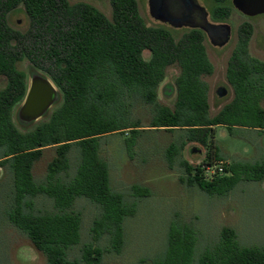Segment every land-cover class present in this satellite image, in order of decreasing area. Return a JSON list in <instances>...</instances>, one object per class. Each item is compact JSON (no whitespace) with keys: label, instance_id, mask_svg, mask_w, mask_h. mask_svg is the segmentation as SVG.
Masks as SVG:
<instances>
[{"label":"trees","instance_id":"obj_1","mask_svg":"<svg viewBox=\"0 0 264 264\" xmlns=\"http://www.w3.org/2000/svg\"><path fill=\"white\" fill-rule=\"evenodd\" d=\"M211 1L214 21L230 15L231 0ZM109 3L110 18L83 1L0 0V76L5 77L0 88V167L9 170L12 183L8 218L45 256L47 264H78L66 256L67 249L79 240L80 215L71 211L78 196L102 206V214L93 220L92 235L111 238L105 249L84 245L81 260L99 264L104 250L120 251L122 222L135 212V204L126 205L123 196L110 188L99 141L128 130L125 146L132 155L135 139L144 130L137 120L127 121L132 119L135 102L152 108L149 129L181 132L179 143L171 142L165 150L169 168L188 142L207 148L200 164L179 159L180 182L211 195H224L241 180H264V161L231 160L225 174L210 179L204 177L202 168L225 159L214 142L215 127L223 126L229 132L235 128L264 131V61L248 52L251 24L239 26L227 63L225 75L232 98L210 116L208 85L202 77L214 68L204 33L186 29L176 36L165 24L147 25L137 0ZM20 7L28 19L23 31L8 22V14ZM144 50L149 51L148 59L143 57ZM24 59L33 73L41 70L52 80L61 102L47 119L21 130L12 112L28 88L25 73L16 67ZM171 65L179 71L173 85L162 87L166 97L174 95L168 106L159 103L157 88ZM47 147H54L55 155L47 163L44 180L38 182L32 168ZM71 152H75V162ZM72 162L75 170L70 175ZM133 193L142 197L149 191L133 186ZM40 194L53 199V211L34 212L33 199ZM195 242L193 227L174 218L165 254L152 264H191ZM198 264H264V246L240 245L235 230L224 226L219 241L202 252Z\"/></svg>","mask_w":264,"mask_h":264},{"label":"rangeland","instance_id":"obj_2","mask_svg":"<svg viewBox=\"0 0 264 264\" xmlns=\"http://www.w3.org/2000/svg\"><path fill=\"white\" fill-rule=\"evenodd\" d=\"M78 1L90 3L107 17H111L109 0H69L70 3ZM137 1L139 12L147 25L159 24L149 15L147 0ZM198 2L209 13V19L214 21L210 15L214 2L211 0H198ZM223 21L231 26L229 43L220 48L213 46L208 39L204 40L208 58L214 68L212 74L202 77L208 85L210 116L232 97V90L225 78V70L237 40L238 28L243 22H248L252 26L248 44L249 54L264 61V14L247 17L233 8ZM8 22L13 28L25 30L28 19L23 8L20 7L9 13ZM171 28L176 36L186 30V28ZM143 57L149 58L148 50L143 51ZM16 67L25 73L28 87L33 74L30 62L24 59L19 61ZM178 71L175 65L167 67L165 77L157 88L159 103L172 106L174 95L166 97L162 93V87L165 84L173 85ZM38 73L45 75L41 70H38ZM4 84L5 77L0 76V88ZM220 86L227 90L221 96L217 91ZM60 102L61 97L58 94L57 100L48 111L26 126L22 125L17 116L20 102L13 109V121L21 130L31 129L47 119ZM132 114L133 120L128 117L127 121L137 120L140 128L144 130L137 135L131 156L125 146V139L130 135L128 130L108 134L99 141L100 155L108 165L110 188L123 196L126 205L135 204V212L125 216L122 222L123 243L120 251L104 250L99 264H152L161 259L167 248L169 225L174 218L189 223L195 231L196 242L191 264H198L202 252L216 245L224 226H230L235 230L240 245L263 247L264 180H241L224 195H211L196 185L188 186L182 183L179 180L183 175L179 159L184 158L189 163L197 164L206 155L207 148L197 142H188L176 158L173 167L169 168L165 150L171 142L179 143L181 132L149 129L152 116V108L149 105L133 103ZM214 140L228 162L264 161V131L235 128L229 132L225 127L217 126ZM54 155V147H47L41 157L35 161L32 173L36 181L44 180L47 163ZM70 157L75 162V152H71ZM73 162L70 175L75 170ZM133 186L146 188L149 194L135 197ZM11 190L10 172L0 167V264H47L45 256L9 221L8 211L13 204ZM33 200L34 212L54 210L53 199L45 194H40ZM71 211L80 215L79 240L67 249L66 256L70 260H77L78 264H87L81 260L84 245L92 244L101 249L110 245L109 235L95 238L91 233L93 220L102 214L103 209L91 199L78 196L72 203Z\"/></svg>","mask_w":264,"mask_h":264},{"label":"water","instance_id":"obj_3","mask_svg":"<svg viewBox=\"0 0 264 264\" xmlns=\"http://www.w3.org/2000/svg\"><path fill=\"white\" fill-rule=\"evenodd\" d=\"M231 3L247 16L264 14V0H231ZM149 15L155 20L178 28L199 26L212 44L222 45L230 34L228 23H214L208 20V13L198 0H147ZM200 22L189 24V19ZM222 91L218 90L220 95ZM58 98L53 82L40 73H33L23 101L17 111L18 119L30 123L43 116Z\"/></svg>","mask_w":264,"mask_h":264},{"label":"flooded vegetation","instance_id":"obj_4","mask_svg":"<svg viewBox=\"0 0 264 264\" xmlns=\"http://www.w3.org/2000/svg\"><path fill=\"white\" fill-rule=\"evenodd\" d=\"M232 7L234 8V10H236V11H238L239 13H241V14H243L237 7H235L233 4H232ZM207 11V10H206ZM208 13V12H207ZM244 16H247V15H245V14H243ZM196 16V15H195ZM247 17H254V16H247ZM196 19H189L188 21H189V24H194V25H196V24H198L199 22H200V19L196 16L195 17ZM208 20L209 21H211V22H214V23H226V22H224V21H212L211 19H209V13H208ZM159 22V21H158ZM159 23H161V24H165V25H167L166 23H162V22H159ZM167 26H169V25H167ZM171 27V26H170ZM178 28H186V29H199V30H201L203 33H204V35H205V39H208L209 40V38H208V36L206 35V33L199 27V26H190V25H187V26H182V27H178ZM230 33H231V26H230ZM230 34H229V38H228V40L225 42V43H223L222 45H217V44H212L211 43V41L209 40V42L213 45V46H215V47H223V46H225V45H227L228 43H229V41H230ZM204 39V40H205ZM237 41V40H236ZM204 42V41H203ZM236 44V43H235ZM249 44V43H248ZM232 53V52H231ZM231 55V54H230ZM230 57V56H229ZM228 60H229V58H228ZM227 63H228V61H227ZM226 67H227V64H226ZM225 74H226V70H225ZM225 78H226V75H225ZM226 81H227V84L229 85V87L231 88V85H230V83L228 82V80H227V78H226ZM218 90H220V91H222V93L220 94V96L221 95H224L225 93H226V89L223 87V86H220L219 88H218ZM217 90V91H218ZM231 90H232V88H231ZM232 98V97H231ZM231 100V99H230ZM229 100V101H230ZM228 101V102H229Z\"/></svg>","mask_w":264,"mask_h":264},{"label":"built area","instance_id":"obj_5","mask_svg":"<svg viewBox=\"0 0 264 264\" xmlns=\"http://www.w3.org/2000/svg\"><path fill=\"white\" fill-rule=\"evenodd\" d=\"M201 161H199L197 164H200ZM229 162L224 160L215 161L211 164L203 165V175L207 179L213 178L215 175H222L225 174V167Z\"/></svg>","mask_w":264,"mask_h":264}]
</instances>
